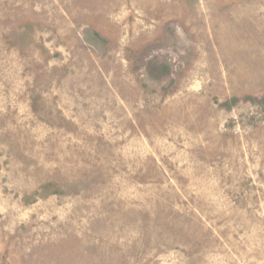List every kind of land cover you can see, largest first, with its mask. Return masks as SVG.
Instances as JSON below:
<instances>
[{"label":"rangeland","instance_id":"374dc122","mask_svg":"<svg viewBox=\"0 0 264 264\" xmlns=\"http://www.w3.org/2000/svg\"><path fill=\"white\" fill-rule=\"evenodd\" d=\"M0 264H264V0H0Z\"/></svg>","mask_w":264,"mask_h":264}]
</instances>
